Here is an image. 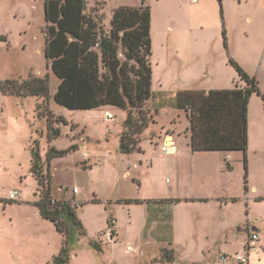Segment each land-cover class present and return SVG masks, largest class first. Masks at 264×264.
<instances>
[{"label": "rangeland", "instance_id": "1", "mask_svg": "<svg viewBox=\"0 0 264 264\" xmlns=\"http://www.w3.org/2000/svg\"><path fill=\"white\" fill-rule=\"evenodd\" d=\"M197 1L198 4L193 0H147L152 14L151 62L156 98L146 108L153 114L154 122L140 136L139 146L144 147L146 153L130 155L119 152V138L127 117L125 111L117 108L73 111L55 102L54 94L60 81L44 53L45 0H0V81L48 76L51 92L50 99L44 100L4 95L0 90V264H47L59 254L63 245L64 240L55 225L39 218L36 206L22 204L20 200L3 201L7 200L6 195L11 190H18L22 200H40L38 182L31 173L33 147H38L45 172L49 171L53 176V199L71 202L77 206L78 215H84L86 206L78 208L77 201L72 200L74 188L80 190V195L76 196L84 200L97 196L102 201H116L166 194V178L172 180L173 176L166 175L161 164L152 171L148 161L158 157L151 141L158 144L160 133L176 131V128L184 133L189 127L185 110L171 105L175 94L246 87L247 82L232 61L264 94V0ZM87 2L89 11L97 8L104 13L106 25L116 8L142 4V0ZM41 104L40 113L38 105ZM156 106H159L157 114L154 113ZM107 113L113 119H109ZM50 126L59 130L60 135L53 136ZM52 147L56 150L76 149L47 163ZM246 157L248 166L249 161L264 166V98L259 94H254L249 104ZM136 178L145 182V188L139 187L134 181ZM155 178L156 190L150 184ZM175 194L176 197H187L189 193L185 189ZM179 202L176 213L185 218L184 232L179 245L167 247L176 250L175 264L190 261L210 264L211 258L216 260L226 254L241 253V245L235 240H244L253 232L252 227L246 230V221L238 226L243 232L236 229L228 239L219 240L213 235L211 206L187 200ZM132 206L136 213L145 209L143 205ZM101 209L98 205L87 210L85 219L95 223L92 232L96 231L95 221L104 224L111 212L120 227L126 228L125 204L113 205L104 212ZM168 212L172 217V209ZM254 213L252 210V216ZM241 214L247 220L246 205ZM172 233L170 226L164 239H171ZM103 239L101 234L99 240L108 243ZM81 241L86 244L88 235ZM132 244L138 248L137 243L133 241ZM150 248L152 251L148 256L153 254L161 258L163 250L159 253L156 243ZM72 258L70 264H91L85 254ZM229 264L240 263L232 259Z\"/></svg>", "mask_w": 264, "mask_h": 264}, {"label": "trees", "instance_id": "2", "mask_svg": "<svg viewBox=\"0 0 264 264\" xmlns=\"http://www.w3.org/2000/svg\"><path fill=\"white\" fill-rule=\"evenodd\" d=\"M44 10V53L60 81L54 94L55 102L73 111L101 108L125 111L127 117L120 135L119 152H140V136L154 122L153 114L146 107L156 98L151 62L152 14L147 0H142L138 7L116 8L108 25L100 9L88 10L87 0H45ZM232 63L247 82L246 87L179 92L174 95L171 105L186 112L193 152H242L247 174L249 104L254 94L263 98L264 94L237 63ZM0 90L4 95L23 98L33 96L49 100L51 97L48 76L0 81ZM42 105H38L39 112ZM158 112L159 106H156L154 113ZM50 129L53 136L60 135L59 130L52 126ZM75 149L52 147L46 162ZM32 152L31 173L38 182L40 195L35 205L42 217L51 221L64 237L61 251L47 264H70L77 240L87 236V232L78 217L76 205L53 199V176L49 171L45 172V163L39 157L37 146ZM111 226L112 219L109 221ZM90 244L95 250H102L97 241H90ZM161 260L174 262L175 252L163 249Z\"/></svg>", "mask_w": 264, "mask_h": 264}, {"label": "crops", "instance_id": "3", "mask_svg": "<svg viewBox=\"0 0 264 264\" xmlns=\"http://www.w3.org/2000/svg\"><path fill=\"white\" fill-rule=\"evenodd\" d=\"M193 2L199 3L197 0H193ZM172 124L171 120L170 125ZM187 130L188 128H186L184 133H180L176 128V131L160 133L157 138L158 144L151 141L154 147V154L158 156L154 159H149L148 162L151 163V170L155 171L157 164H161L164 173L173 176L172 180L166 178V184H168L166 185L168 186L166 194L161 196L153 195L148 198L128 197L116 201H102L97 196L84 200L76 196L80 195V190L74 188L78 192H74L75 195L72 197V200L77 201L78 208L86 206L83 212L84 215L79 214L78 217L84 225L89 241L83 244L81 239L77 240L76 247L73 250V257L85 254L87 259H91V264H175L176 260L174 262H166L162 261L159 256L148 255L152 243H156L159 246V253L163 249H167V247L176 246V244L179 245L181 243L179 238L184 232L185 218L182 214L176 213V208L180 203L177 201L187 200L211 206V215L213 217L210 220L214 221L213 235L219 237V240L223 238L228 239L236 229L238 232H243V229L238 226L246 221V230L249 231L252 227L253 232H256L260 238L257 243L258 250L252 253L249 264H264V166L249 161L246 174L242 152H193L190 145V135ZM165 145H172L173 151L169 154L163 152L162 147ZM144 152L146 153V150H144V147H141L139 153ZM134 181L141 189L145 188L144 181L137 178ZM156 183V178L150 180L151 187L154 190L157 188L155 186ZM185 189L189 193L187 197L180 195L176 197V192L180 193V191ZM21 195L20 193L19 200L22 204H33L36 206V200L25 201L22 200ZM5 199L10 200L9 194L6 195ZM126 200H139L141 202L125 203L124 201ZM117 204H125L127 208V216L125 218L126 228L123 230L120 227L119 221H116L113 212H111L104 224L101 225L100 221L97 224V220L95 221L96 231L92 232L91 227L95 223L88 220L89 218L85 219L88 214L87 210L99 205L104 212L108 207ZM133 204L143 205L145 209L142 213H136L133 209L135 208L132 206ZM244 205H246L247 220H245L242 214L240 215ZM169 209L173 211L172 217L169 216ZM252 210L255 212L253 216L251 214ZM112 217L114 218L112 220L115 221L114 233L116 240L110 244L102 243L99 237L109 230V221ZM39 218H43L40 211ZM92 218H96V216H92ZM252 220L254 223H252ZM170 226L173 229L172 238L165 240L164 233ZM248 234L250 235V233ZM249 235L244 240H240V238L235 240L237 244L241 245V252L245 248ZM62 238L64 240L63 236ZM130 239L131 241H129ZM90 241H97L101 245L102 250H95L91 246ZM126 241H129L127 245ZM133 241L138 244V248L133 246ZM62 247L63 245L58 250L59 252ZM133 257H135L134 261ZM218 259L211 258L209 260L210 264L217 263ZM186 263L200 264L196 261Z\"/></svg>", "mask_w": 264, "mask_h": 264}, {"label": "built area", "instance_id": "4", "mask_svg": "<svg viewBox=\"0 0 264 264\" xmlns=\"http://www.w3.org/2000/svg\"><path fill=\"white\" fill-rule=\"evenodd\" d=\"M107 116L109 119H113V116L111 114L107 113ZM162 151L167 154L171 153L173 151L172 145L163 146ZM74 192L77 193L78 190L75 189ZM19 197H20V193L18 190H11L9 192L10 201H17L19 200ZM114 224L115 221L112 220V226L109 227V230L107 232L103 233L104 242L113 243L116 240L114 233ZM259 240H260L259 235L256 232H251L249 235V239L245 245V248L241 253H237L234 255H223L215 264H227L232 259H234L236 262L240 264H249L252 253L258 250L257 243L259 242Z\"/></svg>", "mask_w": 264, "mask_h": 264}]
</instances>
